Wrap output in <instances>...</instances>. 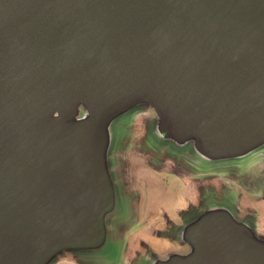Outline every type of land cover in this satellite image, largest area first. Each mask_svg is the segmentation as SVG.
<instances>
[{
	"label": "water",
	"instance_id": "obj_1",
	"mask_svg": "<svg viewBox=\"0 0 264 264\" xmlns=\"http://www.w3.org/2000/svg\"><path fill=\"white\" fill-rule=\"evenodd\" d=\"M252 157L264 0H0V264H264Z\"/></svg>",
	"mask_w": 264,
	"mask_h": 264
},
{
	"label": "rangeland",
	"instance_id": "obj_2",
	"mask_svg": "<svg viewBox=\"0 0 264 264\" xmlns=\"http://www.w3.org/2000/svg\"><path fill=\"white\" fill-rule=\"evenodd\" d=\"M135 120L136 119H132L129 125L140 127V122ZM133 138L134 136H131V138L129 137L128 142L133 143L131 142L134 141ZM247 162L244 164L239 163L240 165H236V163L223 165L209 170V174L204 175V177L208 178L210 191L215 190L216 193L219 192L224 194L231 192L230 194H232L233 197L236 196L239 199L243 197L242 199L245 200L247 204H251L254 207H256L257 204L258 209L261 210L260 205L262 200H264L262 198V196H264V160L260 157H252ZM150 179H154L152 174ZM164 181L165 180L162 178L163 184ZM170 189L169 191H171ZM159 190L161 195L165 194L167 196L171 194H167L166 187H159ZM263 209L264 204L262 205V210ZM149 215V212L146 211L143 214V221L147 220ZM144 227L147 226L144 225L143 228L140 229H144ZM137 230L131 233H134L132 238L138 236L139 231ZM112 252V256L116 257V252H118L117 246L114 247Z\"/></svg>",
	"mask_w": 264,
	"mask_h": 264
}]
</instances>
